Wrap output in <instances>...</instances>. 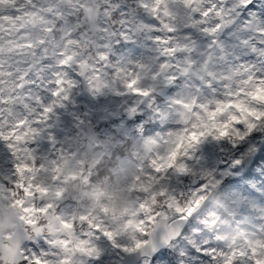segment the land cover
Wrapping results in <instances>:
<instances>
[{
	"label": "clouds",
	"instance_id": "clouds-1",
	"mask_svg": "<svg viewBox=\"0 0 264 264\" xmlns=\"http://www.w3.org/2000/svg\"><path fill=\"white\" fill-rule=\"evenodd\" d=\"M0 264H264V0H0Z\"/></svg>",
	"mask_w": 264,
	"mask_h": 264
}]
</instances>
